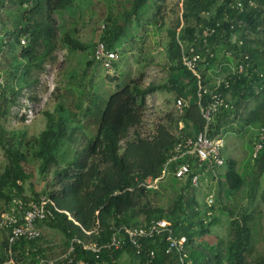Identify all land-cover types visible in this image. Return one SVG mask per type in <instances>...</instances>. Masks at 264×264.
Wrapping results in <instances>:
<instances>
[{"label": "trees", "instance_id": "trees-1", "mask_svg": "<svg viewBox=\"0 0 264 264\" xmlns=\"http://www.w3.org/2000/svg\"><path fill=\"white\" fill-rule=\"evenodd\" d=\"M81 1L0 0V11L5 7L10 21L6 25L0 20V61L3 59L8 65L7 70H0V118L9 114L24 90L35 87L44 63L54 60L53 53L59 45L70 52L85 50L84 44L67 33L57 34L54 17L67 13L76 4L79 8ZM148 1L132 0L129 10L123 14L122 25H117L108 15L111 26L106 25L93 44L91 60L81 76L76 78L70 74L63 92L75 93L77 112L64 105L66 100L60 101L52 112L43 113L44 128L36 136L8 131L0 125V149L5 158L0 170V215L12 208L17 212L13 200L26 210L31 201L36 202L41 196L49 199L48 208L57 210L53 220L35 222L41 233L38 239H20L12 247L13 264L52 260L67 251L73 238L101 246L108 242L113 228H137L160 219L170 223L176 236L186 237L183 253L189 264H264V250L262 254H254L258 222L249 210L252 202L243 205L238 197L246 187L251 196L264 176V141H259L256 134L264 129V0H240L242 9L229 7L236 0H180V15L175 16L167 29L166 81L144 86V74L140 72L137 78H128L108 97L95 93L91 80L87 89L84 79L92 65L108 71L95 61L98 44L104 43L119 57L121 38L127 34L131 16L138 22ZM6 3L16 5L13 17ZM156 25H160V20ZM207 26L215 28L214 35L205 44L198 42L195 46L204 59L198 71L209 91L203 96V105L216 92L221 93L228 105L212 116L207 136L223 141L227 133L248 135L247 161L237 168L233 159L222 157V147L220 156L224 164L219 168L207 169L206 165L198 168L197 162L182 159L169 166L157 189H148L142 184L160 176L179 135L194 137L203 130L205 121L197 105V80L182 66L183 49L179 44L189 45ZM207 49L211 58L206 54ZM118 60L111 69L117 70ZM241 63L247 66L244 72L233 75L232 69ZM219 68L220 72L214 73ZM211 76L215 79L211 80ZM225 81L230 83L224 89ZM163 91L173 93L174 103L181 98L187 101V106L180 114L176 110L166 112L155 121L152 131L145 134L141 126L148 109L146 99ZM258 142L262 147L252 157V145ZM185 161L190 164L191 174L198 169L200 187L191 184V174L182 180L174 178V169ZM29 163H35L39 177L45 181L40 194L29 184L31 199L23 195L25 184L33 176L24 168ZM214 187L216 193H212ZM163 197L167 198L166 207L162 205ZM209 197L210 204L206 201ZM250 198L253 200L254 194ZM260 200L264 203V187ZM207 213H211L210 217ZM216 213L219 217L226 216V238L208 244L203 238L217 225ZM95 227H98L96 234L84 233ZM0 231L3 234L0 264H8L7 231ZM74 247L75 258L88 264H112V260L123 254L135 258L134 250L125 241L112 253L102 250L98 258L81 244ZM145 249L156 253L151 264H180L176 252L164 253L159 239L146 241ZM248 258L251 259L248 261Z\"/></svg>", "mask_w": 264, "mask_h": 264}, {"label": "rangeland", "instance_id": "rangeland-1", "mask_svg": "<svg viewBox=\"0 0 264 264\" xmlns=\"http://www.w3.org/2000/svg\"><path fill=\"white\" fill-rule=\"evenodd\" d=\"M131 1L82 0L79 8L76 7V4L70 11L60 17L55 15L57 34L64 36V33H67L81 44H84L85 50L70 52L68 48L59 45L53 53L54 60L44 63L43 70L38 76V83L31 90L22 92L17 104L10 109L9 114L0 118V125L8 131L25 132L28 137L36 136L44 128L45 118L43 113L45 111L52 112L60 101L66 100L63 102L64 105L70 111L77 112L74 107L75 93H64L63 87L69 80L70 74L75 75L76 78L81 76L86 63L91 60L93 44L103 34L106 29L105 26H111L107 18L110 16V18L116 20L117 25H122L123 14L126 10H129ZM8 5L13 17L16 14L17 7L6 3V8ZM5 11V7L1 9L0 20L7 25L10 24V21ZM177 15H180V0H149L138 22L134 21L133 15L131 16V21L125 30L127 34L125 38H121L122 48L117 58V60L119 59L117 70L112 69L106 72L99 65H92L90 73L84 79L87 89H89L88 81L91 80L93 91L103 97L106 95L108 97L118 88H121L122 83L126 82L128 78H137L140 72L144 74V86L149 83L157 84L166 81L168 76L166 68L168 65L166 59L167 29ZM157 20L158 22L160 20L159 26L156 25ZM9 27L11 26L9 25ZM7 69L8 65L2 59L0 70ZM173 100V93L165 91L149 95L146 99L148 109L145 110L146 114L143 117L141 132L146 134L152 131L158 118L163 117L166 112L174 111ZM248 141L249 137L245 134L242 136L231 133L225 134L222 157L227 160L228 158L233 159L237 168H240L247 161ZM4 164L5 158L0 149V170ZM24 168L27 172L33 174L32 178L25 184L23 193L24 196L31 199L33 195L29 184H32V190L35 193L40 194L45 181L39 177L35 163L26 164ZM223 168L226 169V165ZM261 177L257 188L251 194V196L254 194L253 200L246 192L247 187L238 195L241 204L252 202L249 210L256 215L258 222L254 236V254H262L264 250V203L260 200V193L264 187V176ZM212 190V193L217 191L216 187ZM162 200V205L166 207L167 198L163 197ZM216 217H218L217 225L212 227L210 233L203 238L208 244H215L218 239L225 240L226 238V216L219 217V214L216 213ZM250 259L248 258V261Z\"/></svg>", "mask_w": 264, "mask_h": 264}, {"label": "built area", "instance_id": "built-area-1", "mask_svg": "<svg viewBox=\"0 0 264 264\" xmlns=\"http://www.w3.org/2000/svg\"><path fill=\"white\" fill-rule=\"evenodd\" d=\"M252 6V3H250ZM229 7L242 9V4L240 0H236L235 4L232 2L229 3ZM217 27V24L216 26ZM215 28L212 26H207L203 30L201 35H195L192 38L191 43L187 46L179 44L183 49L181 51L180 62L183 67H185L197 80V105L200 111L202 118L205 121L203 130L194 137H185L179 135V141L175 144L166 161L163 164L161 174L155 179H147L142 186L148 189H157L158 184L163 180L168 174V168L172 163L176 161L185 159L192 160L197 162V167L200 168L206 165L207 169H212L213 167L219 168L224 164L223 158L220 156V149L223 147V141L220 138H208V128L212 116L220 108H227V104L222 97L220 92L213 93L209 99L206 101V105H203V96L208 94L209 91L205 85L202 84V76L198 71L201 63L204 62V59L201 58V54L196 52L195 46L198 42L201 44L206 43V39L214 35ZM234 42L235 37H232ZM239 44H242L239 41ZM206 54L211 58L212 54L207 49ZM226 56H230V52L225 53ZM95 61L100 63L106 70H111L112 64L117 61L118 54L115 50H108L104 43H99L95 54ZM244 64H236L232 69V74L235 76L241 75L245 68ZM230 81L224 82V89L228 88ZM220 82L217 83V86ZM187 106V101L178 98L175 100L174 107L177 113ZM181 128L182 125L180 124ZM259 141H264V129H260L256 132ZM253 146V155L254 157L257 152L261 149L262 144L260 142L255 143ZM190 164L185 161L184 163L179 164L174 169V178L178 180L185 179L189 176L190 173ZM196 172V173H195ZM191 184L194 187H200V176L198 175V169H196L191 174ZM207 203L210 204L212 199L209 197ZM13 204L17 207V212L12 208L9 213H2L0 215V230L5 229L7 231V254H8V264H13L12 260V247L20 239L26 241H33L38 239L41 236L40 230L36 227L35 222L41 221H50L54 218L55 208H48L49 199L45 196H41L36 202L31 201L27 209L25 210L21 203L13 200ZM63 213L61 211H58ZM67 215V213H64ZM211 213H207V217H210ZM69 218V217H68ZM70 219V218H69ZM210 218H207V221ZM77 225L76 222H74ZM97 226V225H96ZM98 232V227L93 228L90 231H84L86 235L96 234ZM159 239L163 242L164 253L170 254L173 251L178 254L180 264H189L185 262V254L183 253L184 244L186 242L185 236H176L173 232L170 223L165 219H160L157 221H151L148 224L137 228H113L112 235L107 243L98 246L96 244H85L81 243L79 239L73 238L69 243L67 251L57 258L52 260L41 259L40 264H54L55 262H60V264H88L87 262L77 260L75 258L74 246L81 244L84 250L90 251L98 255L102 250H106L112 253V250H119L123 244V241L128 242L130 248L134 250V260L136 264H151L155 258V251L153 249H145V242L150 240ZM98 264V263H96Z\"/></svg>", "mask_w": 264, "mask_h": 264}, {"label": "crops", "instance_id": "crops-1", "mask_svg": "<svg viewBox=\"0 0 264 264\" xmlns=\"http://www.w3.org/2000/svg\"><path fill=\"white\" fill-rule=\"evenodd\" d=\"M222 67V66H221ZM220 67V68H221ZM220 68L215 70L214 73H219L220 72ZM212 79H215V76H211V80ZM210 80V81H211ZM37 227V226H36ZM3 240V234L2 232L0 231V241ZM60 256V255H59ZM58 256H56L55 258H57ZM54 259V258H53ZM112 264H136L134 258L132 256H130L129 254H123L121 255L120 257H118L117 259L115 260H112ZM106 264V263H105Z\"/></svg>", "mask_w": 264, "mask_h": 264}, {"label": "clouds", "instance_id": "clouds-1", "mask_svg": "<svg viewBox=\"0 0 264 264\" xmlns=\"http://www.w3.org/2000/svg\"><path fill=\"white\" fill-rule=\"evenodd\" d=\"M112 70V69H111Z\"/></svg>", "mask_w": 264, "mask_h": 264}]
</instances>
